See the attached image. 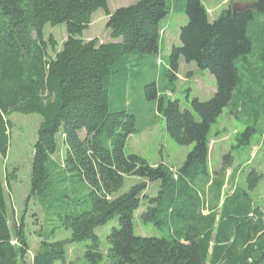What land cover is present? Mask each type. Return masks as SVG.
I'll list each match as a JSON object with an SVG mask.
<instances>
[{
  "label": "trees",
  "instance_id": "trees-1",
  "mask_svg": "<svg viewBox=\"0 0 264 264\" xmlns=\"http://www.w3.org/2000/svg\"><path fill=\"white\" fill-rule=\"evenodd\" d=\"M134 1L110 12L107 0H0V264H65L66 246L83 240L91 241L84 264H264V212L249 196L263 175L251 169L245 188L236 184L225 191L232 156L223 157L213 178L207 164L208 133L222 110L233 105L236 111L259 112L253 106L258 100L240 97V86L254 78L257 66L250 54L264 76V0H249L257 8L238 13L230 5L244 0H229L212 21L201 0H174L181 3L186 23L179 28V45L171 47L163 75L177 80L183 59L215 81L211 98L192 99L190 110H181L154 82L143 85L144 99L156 103L169 138L179 146L193 145L174 170L126 155L136 118L123 107H110L118 95L124 104V84L145 75L148 56L160 63L161 22L172 0ZM98 9L107 16L110 41L80 39ZM46 25L65 26L67 37L59 49L52 35L46 37ZM13 113L41 117L32 144L26 207L31 197L43 201L57 183L80 181L87 188L88 209L63 215L45 236L36 232L40 242L29 263L24 216L9 224L6 190L16 180V169L3 168ZM253 132L248 127L242 136L248 142ZM58 143L63 147L59 170L52 161ZM228 176L231 182L234 177ZM125 177L139 182L115 196ZM153 182H159V190L149 196ZM142 201L147 203L142 221L164 235L134 234V213ZM114 218L118 227L107 235L106 251H100L95 231ZM60 228L69 237L52 241L54 229Z\"/></svg>",
  "mask_w": 264,
  "mask_h": 264
},
{
  "label": "rangeland",
  "instance_id": "rangeland-1",
  "mask_svg": "<svg viewBox=\"0 0 264 264\" xmlns=\"http://www.w3.org/2000/svg\"><path fill=\"white\" fill-rule=\"evenodd\" d=\"M209 9L207 10L209 20L215 19L229 2L226 0H201ZM249 1V0H244ZM134 0H107V7L110 12L118 8L128 7L134 4ZM171 9L162 20L164 27V38L160 41L159 60L153 56H148L143 64L145 75L128 79L124 84L123 99L124 104L116 96L111 102L110 107L120 109L123 107L127 113H132L136 118V133L130 135L126 141L124 153L136 154L145 159L149 165L157 166L159 163L167 164L174 170L180 167L187 153L192 149L190 146H179L174 143L167 135L162 116L157 111L155 102H149L144 99L143 85L154 82L158 92L164 93L172 100H177L181 110H190L192 99L197 98L200 101H206L211 98L215 92V81L213 76L206 70H201L193 63H185L183 59L179 62L177 80H169L163 75L164 68L167 67L168 56L171 47L178 46V31L180 26L186 23V17L180 2L171 1ZM224 4L218 8V5ZM221 4V5H222ZM46 37L52 35L58 44V49L66 39L67 34L64 25L51 27L46 25L44 28ZM82 40L97 39L100 43L109 42L108 31L106 29V14L102 9H98L91 16V23L88 29L84 30L79 37ZM249 60L254 67V78L248 82L245 79L240 89H242L241 98L244 101L252 98L258 100L259 112L252 113L249 109L246 111H236L233 105H229L222 110L221 115L211 125L208 133V169L213 178L214 174L219 172L223 164V157L231 155L232 166L237 172L236 182L239 186H247L246 176L251 169L263 175L257 186L249 191L252 201L262 208L264 212V113L261 111L264 104V76L260 74L258 63L253 62L250 54ZM238 67L241 69L240 64ZM164 76V77H163ZM247 102V106H251ZM12 122L10 131V145L7 158L3 161V168L11 171L16 169V180L11 182L10 188L6 191L9 210V224H18L21 216H24V233L28 245L26 262L29 263L34 251L37 249L40 238L36 232L47 235L53 228L59 225L60 217L65 214H76L88 209L86 202L87 188L80 181H67L64 184L57 183L51 188L47 197L41 201L36 197H31L26 207V200L29 194V168L32 155V144L35 138V132L41 121V117L36 114L24 115L13 113L9 116ZM252 128L250 140H245L242 134L246 128ZM59 140V139H58ZM242 140V143L240 142ZM63 159V147L58 143V147L52 161L57 164V169ZM51 161V162H52ZM50 173L53 174V168L48 164ZM224 190H229V181L227 179ZM58 179H61L59 176ZM139 182L136 177H125L123 186L115 193L119 196L127 192L133 185ZM197 188L200 189L197 182ZM159 190V182L150 183L147 189L149 196L156 195ZM213 196V193H210ZM61 198V199H59ZM58 199V200H57ZM26 208V209H25ZM147 209V203L142 201L139 208L134 213L133 232L138 236L158 237L164 235L151 223L142 221L141 214ZM206 212V211H205ZM25 214V215H24ZM113 227H118L117 218L106 223L104 226L96 229V235L99 239V250L105 252L107 248L106 237ZM52 241H62L69 237V231L63 228L54 229ZM12 243L16 241L13 238ZM91 245L90 240H83L68 244L66 246L65 264H84L83 255L85 250ZM54 264H63L56 261Z\"/></svg>",
  "mask_w": 264,
  "mask_h": 264
},
{
  "label": "water",
  "instance_id": "water-1",
  "mask_svg": "<svg viewBox=\"0 0 264 264\" xmlns=\"http://www.w3.org/2000/svg\"><path fill=\"white\" fill-rule=\"evenodd\" d=\"M256 8L257 6L254 2L251 3L234 2L230 6L232 13L244 12L247 9H256Z\"/></svg>",
  "mask_w": 264,
  "mask_h": 264
},
{
  "label": "crops",
  "instance_id": "crops-1",
  "mask_svg": "<svg viewBox=\"0 0 264 264\" xmlns=\"http://www.w3.org/2000/svg\"><path fill=\"white\" fill-rule=\"evenodd\" d=\"M224 1H226V0H223L222 1V3L224 2ZM221 3V4H222ZM218 5V8L219 7H221V6H223L224 4H222V5ZM207 10H209L208 8H207ZM106 20H107V16H106ZM165 39V38H164ZM208 158H209V152H208ZM207 164H208V159H207ZM227 171H230L229 173H228V175H230V177H234L233 178V180L231 181V182H229V190H227V191H230L236 184H237V182H236V177H237V172L234 170V169H229V170H227ZM226 171V172H227ZM229 177V176H228ZM225 187V186H224Z\"/></svg>",
  "mask_w": 264,
  "mask_h": 264
}]
</instances>
